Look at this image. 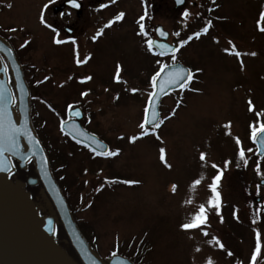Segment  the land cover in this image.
<instances>
[{"label": "rangeland", "instance_id": "rangeland-1", "mask_svg": "<svg viewBox=\"0 0 264 264\" xmlns=\"http://www.w3.org/2000/svg\"><path fill=\"white\" fill-rule=\"evenodd\" d=\"M209 1L185 0L175 9L172 0H85L84 18L71 20L82 24L76 39H60L64 46L54 47L51 33L40 23L54 15L49 9L45 13L49 0H0V25L15 29L13 41L26 75L33 71L43 83L39 89L45 102L36 103L42 118L38 128L62 155L65 169L59 174L75 203L76 218L102 257L115 252L136 264H264V185L259 184L264 158L258 162L249 139V125L264 124V31L259 30L264 28L259 15L264 0H218L208 13ZM143 4L147 13L141 21ZM118 13L124 15L113 20ZM208 19L212 27L179 46L175 61L147 51L144 39L153 36L156 25L169 32L170 43L177 47ZM109 20L113 23L105 27ZM98 30L101 35L92 46L90 38ZM233 47L241 53L239 59ZM175 62L188 67L193 79L185 90L162 99L159 129L141 136L147 129L138 125L153 91L150 77L161 64ZM88 75L92 79L84 86L76 84ZM80 91L86 95L81 97ZM46 103L60 115L69 104L83 106L89 130L101 134L118 154L98 157L75 146ZM132 136L138 138L129 142ZM235 138L244 150L243 160L237 156ZM212 164L221 170L219 215L214 206H206V223L182 230L180 224L206 204L207 185L217 171ZM197 179L200 183L193 186ZM257 233L260 250L253 262Z\"/></svg>", "mask_w": 264, "mask_h": 264}, {"label": "water", "instance_id": "water-1", "mask_svg": "<svg viewBox=\"0 0 264 264\" xmlns=\"http://www.w3.org/2000/svg\"><path fill=\"white\" fill-rule=\"evenodd\" d=\"M173 1L175 3V8L182 6L184 3V0L182 3H178L177 0ZM65 4L73 7L68 2ZM157 29L167 33L160 26L157 27L155 29V33L160 41H153L168 44L167 40L169 39V34L167 33L166 36L161 37L157 34ZM165 54H168V52H165ZM0 68L7 69L6 73L0 71V85L3 86L4 90V106L8 110L12 123L21 131V134H17L15 136L16 143L19 146V154L10 150L11 143L7 135H5L2 141L6 151L4 152L3 156H0V166L6 167L8 171L0 170V178L5 179L13 171L14 168L12 165V160L18 163V167L21 170H25L27 168V164L31 162L36 176L29 177L27 179V185H41L42 189L40 193L46 199L49 207L55 215L39 218V220L36 222L38 233L37 241H33V244L24 241L26 235L21 234L20 232L18 235V242H15L13 245L6 244L8 243L7 239L14 236L11 235L7 229L3 228L0 230V241H2L4 245L0 247V249H7V251L10 252L9 254H12L10 260L11 264H52V260L50 256L47 255L44 246H55L54 230L55 226L60 224L68 242L82 264H132L127 258L119 255L112 256L110 259L105 261L102 260L87 243L82 233L78 229L70 212L68 203L52 175L50 163L44 147L32 127L30 121L29 89L25 82L21 66L17 61L10 45L1 37ZM176 68L188 71L186 67L176 63L166 67L155 82V88L153 92L154 95L148 102V112L145 115V117L147 116L148 121L145 123V125L148 127H152L151 125L153 122L155 124L158 123V106L161 97L168 91L179 87V82H172L179 80L175 71ZM9 79L11 80L12 86L9 84ZM8 97H11L12 99L9 100ZM72 111L79 112L80 115L70 116L73 119L64 122V132L74 140L79 139L81 140V143L89 144L90 146L95 147L97 153L103 150H108V146L105 143L100 141L96 136L87 133L80 126L79 120L82 118L81 109L75 108L71 110V112ZM153 111L156 113L155 120H153L152 116ZM77 129L81 133H86V137L79 135L77 133ZM25 130L27 131L28 135L22 134ZM70 130L71 134H69ZM29 136L31 137V140H29ZM256 145L257 148L261 149L260 152H257V155L258 157H262L264 155V145H261L259 142H257ZM29 148H31V152L34 155L29 154ZM23 157H27V159H24ZM260 184L263 185L264 180H261ZM256 201H258V199H256ZM43 239L45 244L42 246L41 242ZM59 255L64 262H70L69 258L65 256L64 252H60ZM12 256H14V258H12Z\"/></svg>", "mask_w": 264, "mask_h": 264}, {"label": "flooded vegetation", "instance_id": "flooded-vegetation-1", "mask_svg": "<svg viewBox=\"0 0 264 264\" xmlns=\"http://www.w3.org/2000/svg\"><path fill=\"white\" fill-rule=\"evenodd\" d=\"M67 1L68 0H51V3H49V4L45 3L48 5L47 8H45V13H47L48 9H49L51 14H52V12L54 14L53 15L54 18L52 16H50V19L48 17V19L50 21L49 20L46 21V23L48 25H50L51 27L50 28L45 27L46 30L51 33L50 43L54 47H55V45H57V44L52 43V39H53L54 35L57 37V39H65V38H70V40L76 39V36H77L79 30L81 29V26H82V24L80 25L78 23H77V25L71 24V20L74 17H76L78 20H81L84 18L83 14L85 13V10H86L85 0H77V2H78L77 7L78 8H71V7L67 6L65 4ZM97 2H98V0H97ZM55 3H56V5H54ZM209 3H210V7H208V10H210V12H213L216 9L215 4H218L219 2H218V0H210ZM68 24H70V25H68ZM95 34L96 33H94V35ZM0 37L2 39H4L10 45V47L12 48V50L14 52L15 57L17 58L18 62L21 65V68L23 70L24 78H25V81H26L27 86L29 88L31 123H32V126L34 127V129L36 130V132L38 134L37 123L42 118H41L40 114L37 112L36 103H38L40 101L42 103L45 102L44 97L42 95V92H40V89H39L43 83H41V81L39 82V81L35 80L33 71H31L28 76L26 75V73H25L26 69L24 68V65L22 63L21 56H20L21 51L19 49H17V47L15 46V43L13 41V31H10V29L6 30L2 27V25H0ZM92 37L90 38L89 42L93 46L94 40L92 39ZM147 38H149V37H147ZM152 38H154V35L152 37H150L149 39H152ZM67 44H65V45H67ZM58 46L61 47V46H64V44L63 45L58 44ZM89 51H90V49L85 53V56L88 55L87 53H89ZM154 56H157L159 58L164 59V56H161V55H154ZM166 65H168V64H166ZM77 66L80 67L82 65L79 63V64H77ZM88 77H90V79H88L87 81H90L92 78L90 75H88ZM47 81H48V79L46 80V82ZM75 82L79 86L85 85L84 84L85 80L81 82L80 78H77V80ZM110 85L113 88V86L115 84L110 83ZM182 90H185V89L180 88L178 90L169 92L164 97L168 96L171 93H178ZM81 92L82 91H80V93ZM162 99H161V101H162ZM46 104L48 105L49 108H51L52 112H54L55 114L58 115L60 122L61 121L67 122V121L71 120L70 111L73 110L74 108H80L82 111V118L79 122L80 126L86 132L95 135L101 141L106 143L109 147V150H110V145H109L108 141H106L101 136V134L89 130V128L86 124V120L88 119V117L85 114V109L83 106H81L78 103L77 104L73 103V104H71V105H73V108L71 110L65 109L64 113L62 115H60V113H56L54 111L53 107H50L49 103H46ZM159 109H160V106H159ZM160 117H161V115H160ZM39 130H40V132L42 131V129H39ZM153 131H154V128H148L147 130H145L143 132H145V134H146V133H151ZM63 135L66 137V139L68 141L73 143L75 146L81 147V148L85 149L86 151H89L90 153L94 154L88 148L84 147L83 144H80V143L78 144L69 135H67L65 133H63ZM39 138L41 139V137H39ZM48 143L50 144L51 147H53V145L50 141H48ZM94 155H96L98 157H102V156H99L97 154H94ZM64 169H65V167H64ZM29 177H32V176L31 175H28L26 177L19 176L16 169H14L5 179L0 178V227H2V228H0V230L5 228L9 231V233H11V235L14 236V237H9V239H7L8 243L5 242L6 244L13 245L15 242H18L19 232L21 234L26 235V237L24 238V241L30 242V244H33V241H35V242L37 241L38 233H37L36 222L39 220V218L44 217V216L45 217L55 216L53 211L49 207L46 199L41 195V193L36 191V188H35L36 186H28L27 185V179ZM61 179L63 180L64 176H61ZM63 181H62V184L64 187H62V190L64 192V196H65L66 201L69 205L72 216H73L80 232L84 236L87 243L91 246V248H93L96 251V253L99 255V257L104 261L107 260L109 257H102L99 254V251L97 250L94 242L89 239L85 229L83 228V226L80 224V222L76 218L77 210L75 209V206H74L75 203L71 201L70 193L67 191L68 186L65 185L63 183ZM35 231H36V233H35ZM54 237H55V246L54 247L53 246H44L47 255L50 256V258L52 260V264H82L80 262V260L78 259V257L76 256V254H75L74 250L72 249L70 243L68 242L67 237L63 236L62 233L59 232L58 225L55 226ZM44 244H45V241L43 239L41 242V245L43 246ZM3 245H4V243L2 241H0V247H2ZM10 245H8V246L11 247ZM56 248L58 249V251ZM60 252H62V253L64 252L65 256L67 258H69L70 262H64L60 258V255H59ZM9 253L10 252L7 251V249H4V250L0 249V264H11L10 260H11L12 254H9ZM12 258H14V256H12ZM56 260H58V261H56ZM131 262L134 264L133 261H131Z\"/></svg>", "mask_w": 264, "mask_h": 264}, {"label": "snow or ice", "instance_id": "snow-or-ice-1", "mask_svg": "<svg viewBox=\"0 0 264 264\" xmlns=\"http://www.w3.org/2000/svg\"><path fill=\"white\" fill-rule=\"evenodd\" d=\"M178 3H182L183 0H177ZM49 3H51V0H49ZM68 3L71 4L73 7H76V0H68ZM47 4L44 5L43 7L44 8H47ZM10 7V5H9ZM101 8L105 7V5L101 4L100 5ZM124 14L123 13H118L116 14L114 17H113V20H116V21H119L121 19V17L123 16ZM185 15H187V12H185ZM260 17L261 18H264V8H262V10L260 11L259 13ZM144 19L143 16L140 17V20L142 21ZM113 20H109L108 21V24L105 25V27H108L109 25H111L113 23ZM40 23L42 25H44L45 27H51L50 25H48L46 23V21L41 18L40 19ZM211 22H206L205 25L197 32H194L191 36H188L186 40H180L179 41V44L177 45V47H171L170 45L166 44V43H158V42H155L151 39H148L145 41L146 45H147V51L149 53H151L152 55H164L165 52H168V53H171L172 54V59L173 61H175L176 57H175V53L177 51V48L181 45H184V44H187L190 40L193 39V37H199L202 33H205L208 31V28L210 26ZM257 26L259 28V20L257 21ZM259 30L261 31H264V28H260ZM10 31H15V29H10ZM54 31V30H53ZM139 31H140V34H144V26L143 24H140L139 26ZM157 34L161 37H164L167 35V33L157 29ZM100 31L98 30L96 32V34L92 37L93 40H95L98 36H100ZM215 39V38H213ZM65 41H61L60 39H57L56 36L54 35L53 36V39H52V43L53 44H61ZM28 43V41H25L24 44L21 45V47H24L26 44ZM229 45H231V41L228 42ZM72 44L75 46V41H72ZM154 47L155 48H158L159 49V52H155L154 51ZM224 51H228V49H224ZM74 52H75V48H74ZM232 54H234L237 59L240 58L241 56V53L238 52V51H235L234 47L232 49ZM249 55H255V53H249ZM88 59V57L86 56L84 58V60L86 61ZM83 61H80V60H76V63L79 64V63H82ZM168 66L166 65H163L161 64L160 65V69L163 70L164 68H166ZM241 67H243V65L241 64ZM120 70V65L117 64L116 66V71L117 73L119 72ZM0 71H3V72H7V69L6 68H0ZM176 73H177V76L179 78L178 81H172L173 83H176V82H179V86L181 89H183L185 87V83L187 81H190L192 79V71L191 70H188V71H185L183 69H180V68H176L175 69ZM197 71H199V69H197ZM161 75V72L160 71H157L155 72L151 77H150V86L155 88V82L157 81L158 77ZM45 80L48 79L47 76L44 77ZM90 79V77H82L80 78L81 82L84 81V80H88ZM114 79H118V77L114 76ZM130 91L132 92H135L136 89H130ZM86 95V92L82 91L80 93V96L83 97ZM154 93L153 92H150L149 93V99H151L153 97ZM9 100H11L12 98L11 97H8ZM249 104V111L252 110V104L251 102L249 101L248 102ZM67 109L71 110L73 108V105L69 104L66 106ZM148 112V108L145 109V113ZM80 113L79 112H76V111H72L70 112V116H79ZM152 116H153V120L156 119V113L155 111L152 112ZM148 122L147 121V116L145 117V120L142 121L138 127L143 130L145 128V123ZM61 128H60V131L61 132H64V128H63V124H64V121H61ZM153 128H155L157 125L153 122L152 125H151ZM249 129H250V133H249V139L252 140L254 143H257L259 142L261 145H264V124L262 123H258L257 126H253V125H249ZM77 133L81 136H84L86 137V133H81L79 132V130L77 129ZM17 134H21V131L20 129H18L11 121L10 119V116H9V113H8V110L7 108L4 106V90H3V86L0 85V156H3L4 155V152L6 151V149L4 148L3 146V139L5 137V135L8 136L9 140H10V143H11V149L12 151H14L15 153L19 154V146L18 144L16 143V139H15V136ZM23 135H28L27 131L25 130L23 133ZM69 134H71V130L69 132ZM145 133L143 131L140 132V135H144ZM138 137L137 136H132L129 138V142H132V141H135ZM158 138V137H157ZM29 140H31V137L29 136ZM76 142L79 144L81 143V140L77 139ZM235 143H236V146H237V156L243 160L244 159V150L240 148V140L238 138H235ZM84 147L86 148H89L90 151H92L94 154H98V155H101V156H105V157H113V156H116L119 152V149H116V150H103V151H100V152H96V148L95 147H92L90 146L89 144H84ZM248 151H251V149H249ZM257 152H260L261 149L260 148H257L256 149ZM160 152V160L163 162L165 160V155H164V149L161 148L159 150ZM29 154L30 155H34L32 152H31V148H29ZM24 159H27V157H23ZM199 159L200 161H204L205 160V153L201 152L199 154ZM245 164L247 163V161L245 160L244 161ZM229 164V161L225 160L224 161V168L226 169L227 166ZM165 166H168L167 164ZM212 168L214 169H217L215 175L212 176L211 178V182L207 185V189L209 190L210 192V195L207 197L206 199V204L205 203H202L198 206L197 210L195 211L194 214L191 215L190 217V220L188 222H185V223H182L180 224V228L182 230H190V229H198L200 227V225H203L206 223V220H207V215H206V206L208 208H211V207H215V211L217 213V215H219V212H220V194L219 192L217 191V188H218V183L221 179V170L218 168V166L216 164H212L211 165ZM0 170L2 171H8V169L6 167H3V166H0ZM260 172H259V168L257 167V175H259ZM121 183H124V184H132V183H137L136 181H130V180H123V181H120ZM200 183V180L197 179V180H193L192 181V185L195 186V185H198ZM175 189V185H173V190ZM99 190V189H98ZM233 215L235 216V213H233ZM202 231V230H201ZM206 234V233H205ZM212 240H214L216 242V244L218 246H221L220 245V241L216 239V237H212ZM212 241H209V243H211ZM260 250V242H259V234L257 233V242H256V245H255V248L252 250L251 252V260L254 262L257 258V254ZM113 256H115V252L112 253ZM210 264V262H209Z\"/></svg>", "mask_w": 264, "mask_h": 264}, {"label": "trees", "instance_id": "trees-1", "mask_svg": "<svg viewBox=\"0 0 264 264\" xmlns=\"http://www.w3.org/2000/svg\"><path fill=\"white\" fill-rule=\"evenodd\" d=\"M37 131H38L39 136L41 137L42 143L44 144V147H45L47 154L49 156L50 163L52 166V170H53V173L56 177V180L58 181V184L61 187H64L62 184L61 175L59 174L60 171L64 170V166H65V164L62 160V155L58 149L50 146L46 137L41 134L42 132H40V130L38 128H37ZM14 166H15L16 171L18 172V175L21 177H26L28 175L35 176L34 169H33L31 162L28 164L27 170H25V171L18 169L16 162H14ZM35 188H36L37 192H39L42 189L40 184H38ZM58 229H59V232L62 233L63 236H65L60 224L58 225ZM124 255L126 256V254H124Z\"/></svg>", "mask_w": 264, "mask_h": 264}]
</instances>
